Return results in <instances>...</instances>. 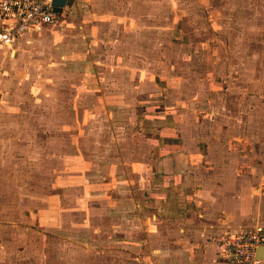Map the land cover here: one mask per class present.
<instances>
[{
    "label": "crops",
    "instance_id": "obj_1",
    "mask_svg": "<svg viewBox=\"0 0 264 264\" xmlns=\"http://www.w3.org/2000/svg\"><path fill=\"white\" fill-rule=\"evenodd\" d=\"M73 1L76 4L58 25L22 37L11 50L0 52V147L20 140L25 145L24 131L31 129L32 116L60 115L64 107L58 106V97L68 102L67 112L78 117H94L99 109L134 113L132 123L150 132L137 138L143 141L138 145L144 153L132 160L129 178L135 187L129 192L135 196L130 206L149 216L132 220L137 222L132 232L127 230L133 225L126 217L127 202L100 203L104 210L118 212L103 219V230L82 239L87 249L74 252L78 258L81 254L80 263L111 264L119 259V264H127L124 259L130 256L134 264H228L219 256L220 237L257 224L264 227V103L250 110L248 88L242 106L222 103L238 101L233 84L249 78L233 75L239 74L235 68L226 75L218 68L231 65L232 42L222 34L231 38L238 33L225 30L223 24L239 12L215 7L205 12L211 0ZM201 7L204 10L196 11ZM67 17L72 22L67 23ZM37 51L38 65L32 62ZM238 63L237 59L233 66ZM37 67L55 73L53 78L42 73L38 82L54 81L57 94L30 92ZM59 82L68 83L60 96ZM144 98L150 99L137 100ZM35 124L39 130H54L57 147H63L58 133L66 129L62 122ZM88 126V146L103 148L102 162L117 161L115 151L106 150L114 140H100ZM117 140L120 146L123 139ZM129 156L119 158V165L126 167ZM107 170L104 165L98 171L102 181L109 179L108 187L117 189L110 180L115 171ZM69 174L75 180L80 177L72 169ZM58 177L63 178L61 172ZM124 179H119V186ZM59 187L63 185L55 189Z\"/></svg>",
    "mask_w": 264,
    "mask_h": 264
},
{
    "label": "rangeland",
    "instance_id": "obj_2",
    "mask_svg": "<svg viewBox=\"0 0 264 264\" xmlns=\"http://www.w3.org/2000/svg\"><path fill=\"white\" fill-rule=\"evenodd\" d=\"M75 4V1L70 3L64 12L69 15ZM214 7L218 11L226 12L232 9L239 12L238 16L230 17L225 26L223 24L225 30L228 31L232 28L233 34L238 33L230 38V35L223 33L226 31H222V36L228 41L231 39L232 42V51L228 52L231 65L218 68L222 69V74L225 73V75L233 72L232 70L235 68L238 69L239 74L234 73L233 75L238 78L243 75L249 76L242 82H235L236 86L233 84V90L237 91V95H239L238 101L231 102V104L226 101L222 103L223 105H233L232 107L242 106L244 99L241 98L248 88L250 91V110L257 109L264 103V98H262L264 96V0H211L206 4L205 12L213 11ZM197 10L202 11L204 8H196ZM90 19L92 20L93 17ZM65 20L67 23L72 22L68 17ZM61 21L62 19H59V23ZM213 21H208V23L211 24ZM67 23L64 25L67 26ZM40 59L37 51L32 57V62L38 65ZM237 59L239 66L234 67L233 62H236ZM53 68L55 67L52 66ZM34 70L37 78L31 82L30 92L38 95L41 91L55 94L56 83L54 81L38 82L44 68L39 67L38 69L37 67ZM50 70L48 68V74L43 73V77L53 78L55 73ZM244 70H248V74L244 73ZM67 86L68 83L66 82L58 83V96L62 94L60 91L67 89ZM83 86L84 83L80 82L82 89H84ZM149 99L137 100L149 101ZM140 101L137 105L140 104ZM56 102H58V106L64 107L61 108L60 115L45 114L47 118L34 119L32 116L29 119L32 123L31 129L24 131L25 145L20 140L14 143L10 141L8 146L0 147V264H81V254L78 258L74 252L82 253L86 248L85 244L87 243L82 239H86L97 229L103 230L101 223L103 219L107 216L110 217L108 215L110 213L115 215L118 212L113 209L111 211L104 210V207L98 206L100 203L110 202L113 204L120 202V200L127 202L130 208L127 207L126 217L133 224L129 225L127 230L132 232L136 229L134 223H137L132 220L140 217L139 220L141 221L149 216L145 211L137 212L135 208L130 206L133 204L131 199L134 198L135 194L129 191H133L135 185L129 177L133 174L132 160H135L136 154L144 153L142 146L138 145V143L142 144L143 141H137V138L140 139L141 135L144 136V133L150 132V128L139 127L132 123L135 121L136 115L132 112L119 114L118 108L105 113L99 109L94 117L82 113L78 117L75 113L67 112V101L58 97ZM146 104L150 106L149 102ZM143 107L141 106V108ZM230 115L235 117L234 114ZM139 117L143 118V116ZM56 119L66 126L65 130L58 131L62 136L63 147H57L54 140V130L36 129L37 124L35 123L48 125L55 122ZM86 122H90V125L84 124ZM67 124H73V127H67ZM85 126H91L90 134H95L100 140L105 136L114 140L113 143L116 146H107L106 150L115 151L117 161L110 163L106 160V162H102L103 148L100 147L101 149L97 151L91 144L88 146L86 142L88 131ZM134 127L137 129L133 130ZM22 133L20 132V134ZM118 138L123 139L120 146ZM107 153L109 152H105V155H108ZM95 154L97 157L94 158ZM127 155L131 156L124 159L126 167L120 166L119 158L122 159ZM88 160L91 162L87 164L86 161ZM94 161L96 167L93 168ZM104 165L109 169L106 171L107 173L115 171L110 180L118 187L117 189L108 187L109 179L102 181L104 176L98 171ZM114 165H118L119 168H115ZM253 166L257 168V164L254 162ZM253 166H250V170ZM71 169L76 175L80 173L77 180L70 177ZM60 172L63 176L62 179L58 177ZM123 177L126 183L121 184L119 189V179ZM56 180H59L57 184ZM104 183H106V187L103 185ZM72 184L76 186L71 187ZM56 185H63V187L55 189ZM88 186L92 195L86 193ZM105 191H110L107 199L104 198ZM118 260L112 259L111 264H119ZM124 260H127V264L130 262L134 264V260L130 256Z\"/></svg>",
    "mask_w": 264,
    "mask_h": 264
},
{
    "label": "built area",
    "instance_id": "obj_3",
    "mask_svg": "<svg viewBox=\"0 0 264 264\" xmlns=\"http://www.w3.org/2000/svg\"><path fill=\"white\" fill-rule=\"evenodd\" d=\"M70 1L58 13L54 0H0V50H11L18 39L58 25ZM260 247H264V227L257 224L225 233L219 240L218 252L228 264H260Z\"/></svg>",
    "mask_w": 264,
    "mask_h": 264
},
{
    "label": "water",
    "instance_id": "obj_4",
    "mask_svg": "<svg viewBox=\"0 0 264 264\" xmlns=\"http://www.w3.org/2000/svg\"><path fill=\"white\" fill-rule=\"evenodd\" d=\"M67 0H54L53 4L55 6V10L58 13L62 12V8L66 6ZM257 257L260 261H264V247H260L257 250Z\"/></svg>",
    "mask_w": 264,
    "mask_h": 264
}]
</instances>
